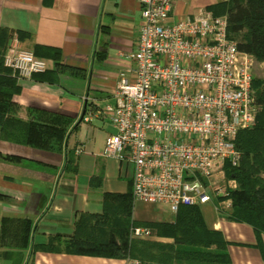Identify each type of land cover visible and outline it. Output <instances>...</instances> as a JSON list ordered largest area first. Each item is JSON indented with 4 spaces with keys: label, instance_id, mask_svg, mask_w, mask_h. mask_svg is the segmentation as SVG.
I'll return each mask as SVG.
<instances>
[{
    "label": "crops",
    "instance_id": "1",
    "mask_svg": "<svg viewBox=\"0 0 264 264\" xmlns=\"http://www.w3.org/2000/svg\"><path fill=\"white\" fill-rule=\"evenodd\" d=\"M219 1L175 0L171 18H192L199 10ZM142 23L139 0H0V29L28 34L22 39L14 34L5 55L16 46L47 61L49 67L45 72H53L56 61L43 56L39 48H58L59 63L85 75L76 78L63 74L55 83L17 78L18 91L11 98L12 116L28 121L32 120L30 111L39 110L68 118L71 125L66 150L76 157L77 173L66 169L64 148L59 152L47 151L0 138V264L138 262L33 253L32 247L45 244L50 238L70 239L80 215L103 214L105 195L132 192V164L104 156L106 139L115 129L107 117L96 112L115 104L114 92L121 75L131 77L132 66L125 57L136 50ZM258 67L262 70L258 80H263L264 63L260 62ZM14 75L13 72L11 77ZM85 107L86 115L81 120ZM79 148L81 153H77ZM219 202L213 198L199 210L207 229L223 235L230 264H264V235L257 237L250 225L229 220L230 211L216 210ZM138 205L143 207L136 213ZM176 215L133 201V220L138 223L173 224ZM26 224L27 240L23 239ZM149 231L150 236L141 240L174 243L171 238Z\"/></svg>",
    "mask_w": 264,
    "mask_h": 264
},
{
    "label": "built area",
    "instance_id": "2",
    "mask_svg": "<svg viewBox=\"0 0 264 264\" xmlns=\"http://www.w3.org/2000/svg\"><path fill=\"white\" fill-rule=\"evenodd\" d=\"M174 3L139 0L143 23L137 48L125 57L131 77L122 74L115 104L96 112L115 129L104 156L132 164L136 203L177 214L214 198L220 200L217 211L229 212V193L238 185L225 167L240 164L238 134L254 127L260 112L253 87L256 60L229 36L226 16L201 9L174 21ZM4 64L18 78L49 67L16 46ZM131 236L147 238L150 231L133 228Z\"/></svg>",
    "mask_w": 264,
    "mask_h": 264
},
{
    "label": "trees",
    "instance_id": "3",
    "mask_svg": "<svg viewBox=\"0 0 264 264\" xmlns=\"http://www.w3.org/2000/svg\"><path fill=\"white\" fill-rule=\"evenodd\" d=\"M215 16H226L228 33L238 48L264 63V0H227L206 7ZM14 34L19 39L28 34L0 29V138L32 148L61 151L65 149L66 169L77 173L76 157L66 150L71 121L63 116L31 110L32 120L13 117L12 96L18 91L17 75L4 64L8 41ZM42 55L56 61V70L33 74L31 79L55 83L60 75L83 78L82 71L59 63L61 51L40 47ZM253 87L261 108L256 124L238 134L236 147L241 153L237 167H225L227 177L237 182L230 191L231 211L227 218L250 225L257 237L264 235V79H255ZM45 117V120L43 119ZM9 160L8 158H5ZM27 233L23 239H28ZM144 227L156 236L171 238L172 245L141 240L131 236L133 228ZM227 242L219 232L207 229L199 207H181L175 222L138 223L133 220V197L105 195L101 215L78 217L74 235L68 239L50 238L47 243L34 245V252L129 259L141 264H230ZM263 257H264V251Z\"/></svg>",
    "mask_w": 264,
    "mask_h": 264
},
{
    "label": "rangeland",
    "instance_id": "4",
    "mask_svg": "<svg viewBox=\"0 0 264 264\" xmlns=\"http://www.w3.org/2000/svg\"><path fill=\"white\" fill-rule=\"evenodd\" d=\"M259 63H260V61L257 60V64L258 65H259ZM258 65H256V67H255V79H258V78H261L262 77V70L259 69ZM142 207H143V205H138L137 206V209H136V213H138L139 210H141Z\"/></svg>",
    "mask_w": 264,
    "mask_h": 264
},
{
    "label": "water",
    "instance_id": "5",
    "mask_svg": "<svg viewBox=\"0 0 264 264\" xmlns=\"http://www.w3.org/2000/svg\"><path fill=\"white\" fill-rule=\"evenodd\" d=\"M85 115H86V107L84 108V111L82 113L81 120L85 117Z\"/></svg>",
    "mask_w": 264,
    "mask_h": 264
}]
</instances>
